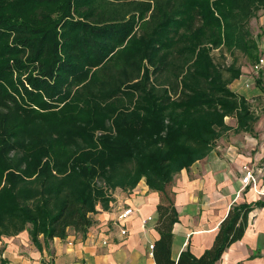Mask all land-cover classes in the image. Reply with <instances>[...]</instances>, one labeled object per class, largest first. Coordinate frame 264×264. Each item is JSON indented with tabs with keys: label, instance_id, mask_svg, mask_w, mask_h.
I'll list each match as a JSON object with an SVG mask.
<instances>
[{
	"label": "trees",
	"instance_id": "16d2710c",
	"mask_svg": "<svg viewBox=\"0 0 264 264\" xmlns=\"http://www.w3.org/2000/svg\"><path fill=\"white\" fill-rule=\"evenodd\" d=\"M260 14L264 0H0V240L85 238L98 206L145 181L162 196L156 264H218L264 201L174 261L167 188L227 133L256 132L231 85L260 59Z\"/></svg>",
	"mask_w": 264,
	"mask_h": 264
},
{
	"label": "crops",
	"instance_id": "0c3cea01",
	"mask_svg": "<svg viewBox=\"0 0 264 264\" xmlns=\"http://www.w3.org/2000/svg\"><path fill=\"white\" fill-rule=\"evenodd\" d=\"M243 76L244 80L231 87L245 97L251 80ZM260 147L256 132L231 131L217 141L208 157L175 176L167 188L179 215L173 227L174 261L187 249L199 258L212 248L219 226L234 204L264 201V196L248 189L237 196L247 167L259 169L264 165ZM161 199L145 181L129 192L118 189L108 209L97 207L95 223L85 238L71 231L66 239L57 237L49 242L42 236L36 245L27 230L0 240V259L5 264H156L150 246L159 240L155 227ZM130 209V216L120 219ZM249 213L244 237L224 252L218 264H264V207ZM148 218L152 220L144 223ZM123 231L127 233L123 235Z\"/></svg>",
	"mask_w": 264,
	"mask_h": 264
},
{
	"label": "rangeland",
	"instance_id": "374dc122",
	"mask_svg": "<svg viewBox=\"0 0 264 264\" xmlns=\"http://www.w3.org/2000/svg\"><path fill=\"white\" fill-rule=\"evenodd\" d=\"M250 30L252 35L256 37L260 50L264 49V15L263 14H260V16L257 19L252 20L250 24ZM261 57L262 58L264 57V51L262 50L259 58ZM230 59L231 57L229 55L227 61L229 62ZM241 62L242 65H244L243 75L247 76L248 80H251V87L247 89L246 97L251 102L252 109L260 118L256 129V135H257V139H259V142L261 144L260 150H264V92L262 91V86L264 87V69L261 72H259V74H255L253 72V67L255 66L254 65L255 62H249V60L246 59L245 57ZM242 80H244V78L243 79L240 78L237 81L241 82ZM259 80H261L262 85L258 84ZM242 86L244 87L245 83H243ZM231 89L234 91L237 90L236 87L233 88L231 87ZM226 122L231 124L232 121H230V119H227Z\"/></svg>",
	"mask_w": 264,
	"mask_h": 264
},
{
	"label": "built area",
	"instance_id": "2783aa9c",
	"mask_svg": "<svg viewBox=\"0 0 264 264\" xmlns=\"http://www.w3.org/2000/svg\"><path fill=\"white\" fill-rule=\"evenodd\" d=\"M253 72L255 74H259L264 69V57L260 58L257 63L254 64ZM242 188L237 193V196L240 195V193L245 192L247 189L252 191L254 194H256L258 197L264 196V165H262L259 169H254L251 167H247L246 172L241 180ZM133 212L132 209L125 210L121 215L120 219H127L130 214ZM152 220V218H148L145 220L144 223L147 221ZM127 232L123 231V235H125ZM155 248V245H151L150 249L153 252ZM152 254V253H151Z\"/></svg>",
	"mask_w": 264,
	"mask_h": 264
}]
</instances>
